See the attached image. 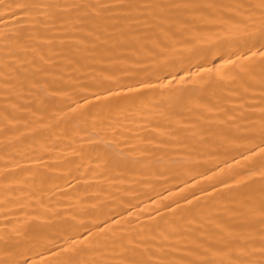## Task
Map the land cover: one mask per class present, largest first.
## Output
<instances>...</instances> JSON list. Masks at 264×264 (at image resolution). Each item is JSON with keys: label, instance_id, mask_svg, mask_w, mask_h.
I'll use <instances>...</instances> for the list:
<instances>
[{"label": "bare ground", "instance_id": "bare-ground-1", "mask_svg": "<svg viewBox=\"0 0 264 264\" xmlns=\"http://www.w3.org/2000/svg\"><path fill=\"white\" fill-rule=\"evenodd\" d=\"M0 264H264V0H0Z\"/></svg>", "mask_w": 264, "mask_h": 264}]
</instances>
